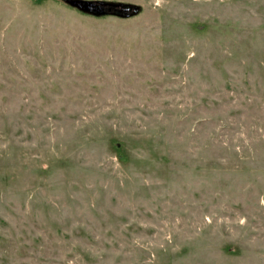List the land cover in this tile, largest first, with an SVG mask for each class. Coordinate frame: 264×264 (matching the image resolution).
Segmentation results:
<instances>
[{"label":"rangeland","instance_id":"rangeland-1","mask_svg":"<svg viewBox=\"0 0 264 264\" xmlns=\"http://www.w3.org/2000/svg\"><path fill=\"white\" fill-rule=\"evenodd\" d=\"M0 0V264H264V0Z\"/></svg>","mask_w":264,"mask_h":264},{"label":"water","instance_id":"water-1","mask_svg":"<svg viewBox=\"0 0 264 264\" xmlns=\"http://www.w3.org/2000/svg\"><path fill=\"white\" fill-rule=\"evenodd\" d=\"M72 6L78 7L84 12L94 14L97 16H103L106 14H113L117 16H129L135 15L138 12L137 6L129 5H116L111 3H102L94 1H82V0H67Z\"/></svg>","mask_w":264,"mask_h":264}]
</instances>
